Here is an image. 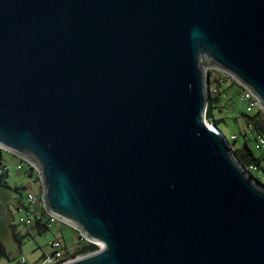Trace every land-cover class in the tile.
<instances>
[{
    "label": "water",
    "instance_id": "95a60500",
    "mask_svg": "<svg viewBox=\"0 0 264 264\" xmlns=\"http://www.w3.org/2000/svg\"><path fill=\"white\" fill-rule=\"evenodd\" d=\"M207 69L264 109V0H0V147L101 246L65 264H264V185L206 120Z\"/></svg>",
    "mask_w": 264,
    "mask_h": 264
},
{
    "label": "rangeland",
    "instance_id": "374dc122",
    "mask_svg": "<svg viewBox=\"0 0 264 264\" xmlns=\"http://www.w3.org/2000/svg\"><path fill=\"white\" fill-rule=\"evenodd\" d=\"M211 86H214L213 82ZM238 95L239 88L237 86L226 85L222 89V96L218 103V109L215 110L213 120L206 118L208 124L213 127L214 121L222 122L219 128L235 150L242 149L244 134L251 136L243 116V114L248 112L239 103ZM233 136H237L236 142H232L231 138ZM250 145L257 156L263 155L264 149H259L256 141L251 142ZM1 163L2 166L7 167L8 174H6V178L0 180V187L8 190L7 197L11 200H8L6 204L10 222L8 237L6 235L3 236L0 232V240L7 251V256L0 257V264H17L21 259H26L27 264H42V255L46 257L52 255V244L55 241H59L75 251L83 247L85 241L80 238V232L59 220H56L47 231L42 233H37L35 222L31 225H25L20 222L22 217H26V212L19 213L17 207L21 204H28L27 190L32 187L31 191H37V188L41 186L40 180L37 174L28 175L26 167L22 171L18 170V166L21 165L19 158L6 150L2 151ZM262 165L264 166V160ZM250 171L264 185V174L262 171L255 166L250 168ZM0 193L1 198L3 193L1 191ZM33 210L37 211V207H33ZM37 213L42 216L41 221L43 223L50 221L49 215H44L39 210Z\"/></svg>",
    "mask_w": 264,
    "mask_h": 264
},
{
    "label": "built area",
    "instance_id": "2783aa9c",
    "mask_svg": "<svg viewBox=\"0 0 264 264\" xmlns=\"http://www.w3.org/2000/svg\"><path fill=\"white\" fill-rule=\"evenodd\" d=\"M210 73V92L213 96H222V89L226 85L229 86H237L239 88V95H238V101L240 104H242L246 111L248 113H257L261 112L264 115V109H262L259 106V100L254 97L244 86H242L238 81H236L232 76L218 70V69H207L206 75L208 77ZM216 75V76H214ZM214 83V86H211V83ZM208 93H209V86H208ZM210 94V93H209ZM249 131H252V127L248 126ZM255 141L257 142V147L259 149H264V135L261 134H253ZM237 136H233L231 139H236ZM4 149L0 147V175L8 173V169L5 166H2L1 163V154ZM264 155V152H263ZM17 157V156H16ZM19 158V161L21 162L18 166V170L22 171L26 167V173L28 175L32 176L34 174L38 175V179L40 180L41 185V179H40V173L39 171L29 162L25 161L24 159ZM43 192L42 187L40 186V192L34 193L30 189L27 190V203L23 204L17 208L19 213L26 212V217H22L20 219L21 223H24L25 225H31L33 222L40 221L42 224L46 225L48 228L52 226V224L58 220L54 217H52L50 214H48L44 208V202H43ZM33 207H37V211H41L44 215L50 216V221L42 222L41 221V215L37 213L36 210H33ZM80 238L87 242L92 243L98 246V249L101 247L99 244L93 243L89 240H87L85 237L80 235ZM53 247V253L50 257H46L42 264H65L67 262H70L72 260H75L82 256H74L75 250L63 245L59 241H55L52 244ZM85 256V255H83ZM17 264H27L26 259H21Z\"/></svg>",
    "mask_w": 264,
    "mask_h": 264
},
{
    "label": "trees",
    "instance_id": "16d2710c",
    "mask_svg": "<svg viewBox=\"0 0 264 264\" xmlns=\"http://www.w3.org/2000/svg\"><path fill=\"white\" fill-rule=\"evenodd\" d=\"M208 81H209L208 86H209V93L210 94H209V103H208L206 116H207V119L213 120L214 113H215V110L218 109V103L221 99V96L211 95V92H210V76L209 75H208ZM243 116L245 118L246 125L252 127V131L250 132L252 137L249 134H244L242 149L235 150L232 147L233 152H234L237 160L241 163L243 168L251 176H253V174L250 171V168H253L254 166L257 167V169H260L262 171V173L264 174V166L262 165V161L264 160V155L257 156L253 151V147L250 145L251 142L255 141L253 134L264 135V115L261 112H257V113H246V114H243ZM214 122L215 123L213 125L220 130L219 125L222 122H219V121H214ZM236 141H237V138L232 140V142H236ZM229 144L231 145L230 141H229ZM6 174H8V173H6ZM6 174L0 175V180H3L4 178H6ZM253 179L256 182L261 183V181L259 179H256L254 176H253ZM37 225L39 227L40 233L45 232L49 229L46 225L42 224L40 221L37 223ZM97 250H98L97 245L85 242V245L83 247H81L75 251L74 256L76 257V256L87 255V254L93 253ZM3 256H7V251H6L5 247L3 246V244L0 240V257H3ZM45 258L46 257H43L42 260H44Z\"/></svg>",
    "mask_w": 264,
    "mask_h": 264
},
{
    "label": "crops",
    "instance_id": "0c3cea01",
    "mask_svg": "<svg viewBox=\"0 0 264 264\" xmlns=\"http://www.w3.org/2000/svg\"><path fill=\"white\" fill-rule=\"evenodd\" d=\"M31 188L32 187H30L29 189L31 190ZM33 191V190H32ZM33 192H36V193H39L40 192V187L39 188H37V191H33ZM1 194V193H0ZM21 205H23V204H21ZM21 205H18V207L19 206H21ZM17 207V208H18ZM39 214H40V212H38ZM8 219H9V217H8ZM39 221H36L35 222V224H36V226H35V229H36V231H37V233L39 232V227H38V225H37V223H38ZM9 227H10V222H8V225H7V231H8V229H9ZM43 257H46L45 255H42Z\"/></svg>",
    "mask_w": 264,
    "mask_h": 264
}]
</instances>
